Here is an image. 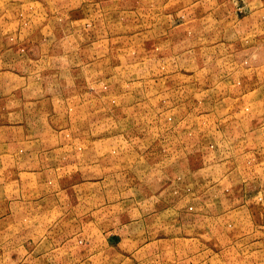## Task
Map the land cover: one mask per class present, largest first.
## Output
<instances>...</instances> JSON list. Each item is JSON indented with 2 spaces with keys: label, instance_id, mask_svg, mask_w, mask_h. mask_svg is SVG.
Here are the masks:
<instances>
[{
  "label": "rangeland",
  "instance_id": "374dc122",
  "mask_svg": "<svg viewBox=\"0 0 264 264\" xmlns=\"http://www.w3.org/2000/svg\"><path fill=\"white\" fill-rule=\"evenodd\" d=\"M0 264H264V0H0Z\"/></svg>",
  "mask_w": 264,
  "mask_h": 264
}]
</instances>
